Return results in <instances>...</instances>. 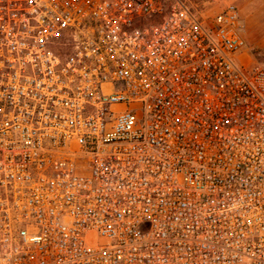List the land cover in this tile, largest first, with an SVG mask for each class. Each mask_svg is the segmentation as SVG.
I'll list each match as a JSON object with an SVG mask.
<instances>
[{
    "label": "built area",
    "instance_id": "built-area-1",
    "mask_svg": "<svg viewBox=\"0 0 264 264\" xmlns=\"http://www.w3.org/2000/svg\"><path fill=\"white\" fill-rule=\"evenodd\" d=\"M0 264H264L238 6L0 0Z\"/></svg>",
    "mask_w": 264,
    "mask_h": 264
},
{
    "label": "rangeland",
    "instance_id": "rangeland-1",
    "mask_svg": "<svg viewBox=\"0 0 264 264\" xmlns=\"http://www.w3.org/2000/svg\"><path fill=\"white\" fill-rule=\"evenodd\" d=\"M169 9L175 2L187 4L193 10L201 12L205 16H212L219 12L227 4H235L240 9L243 35L246 40L248 60L251 63L264 64V29L254 18L264 16V0H256L257 8L251 10V0H162Z\"/></svg>",
    "mask_w": 264,
    "mask_h": 264
},
{
    "label": "crops",
    "instance_id": "crops-1",
    "mask_svg": "<svg viewBox=\"0 0 264 264\" xmlns=\"http://www.w3.org/2000/svg\"><path fill=\"white\" fill-rule=\"evenodd\" d=\"M257 2H256V0H251L250 1V7H251V10L252 11H255V9L257 8ZM262 16H264V12H263V15ZM256 21H258L259 23H260V25H262V29H264V17H262V18H258L257 16H255V18H254Z\"/></svg>",
    "mask_w": 264,
    "mask_h": 264
}]
</instances>
